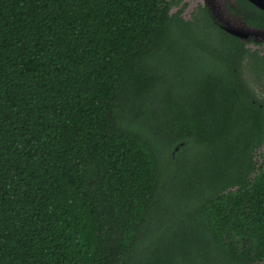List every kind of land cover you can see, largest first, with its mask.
Returning a JSON list of instances; mask_svg holds the SVG:
<instances>
[{
  "label": "trees",
  "instance_id": "trees-1",
  "mask_svg": "<svg viewBox=\"0 0 264 264\" xmlns=\"http://www.w3.org/2000/svg\"><path fill=\"white\" fill-rule=\"evenodd\" d=\"M186 7L0 0V264H264V56Z\"/></svg>",
  "mask_w": 264,
  "mask_h": 264
},
{
  "label": "flooded vegetation",
  "instance_id": "flooded-vegetation-1",
  "mask_svg": "<svg viewBox=\"0 0 264 264\" xmlns=\"http://www.w3.org/2000/svg\"><path fill=\"white\" fill-rule=\"evenodd\" d=\"M232 1H234V4L235 5H234V7L229 6V9L227 10V12H228L227 14L224 13L222 10L220 12H217V14L219 13L218 16L221 18L219 20L222 23H218L217 22L218 17L215 16L214 12L209 7V3H215V1L214 0H210V2L208 4L206 3V5H205V7H207V9L209 10V12L211 13L212 18L217 22V24L222 29L224 28V26H226L225 23H227V24H229L231 26H236L235 24H238L239 23L238 22V19H241L242 20L244 18V16H248L251 19H261V20L264 21V9L256 6L254 3H252L249 0H244V1H246L248 4H251V5L255 6L258 9V11H256V10L254 11V10L249 9V8H244L243 6L242 7H239V1L240 0H232ZM259 3L264 4V0H259ZM232 9L233 10H236L237 12L236 11L235 12L232 11ZM183 15H184V13H183ZM244 21H245L246 27H249L250 29L256 31V34L254 35V39H256V40H254V42H256L258 44V47L259 48L264 47L263 46L264 45V26L263 27H253V26H250V25L247 24L245 18H244ZM257 32H259V33H257ZM248 41H250V38H249ZM246 46H247V44H246ZM259 53H260V51H259ZM258 88L261 89L259 86H258ZM261 92H262V96H259V94H258L257 95L258 98L264 97V93H263L262 90H261Z\"/></svg>",
  "mask_w": 264,
  "mask_h": 264
},
{
  "label": "rangeland",
  "instance_id": "rangeland-1",
  "mask_svg": "<svg viewBox=\"0 0 264 264\" xmlns=\"http://www.w3.org/2000/svg\"><path fill=\"white\" fill-rule=\"evenodd\" d=\"M208 1V0H207ZM207 1L206 0H185V2H186V4H187V7H186V9H185V11H184V15H183V18L185 19V20H190L191 19V17L195 14V12H196V10H197V8L201 5V6H203V7H205V5H206V3H207ZM215 1V4H216V6H217V8L219 9H217L218 10V12H220L221 10L224 12V13H226L227 14V10L229 9V6H231V7H234V1H232V0H214ZM176 11V9H173V12H175ZM217 15V17H218V20L219 19H221L218 15H219V13L218 14H216ZM227 16V15H226ZM217 20V19H216ZM217 20V22L218 23H222V22H220V20L218 21ZM238 24H235L237 27H239V28H242V29H244V18L241 20V19H238ZM235 26V27H236ZM254 40H256V39H254V35L250 38V41H245V43L247 44V46H248V48L249 49H251V50H257V51H260V54L262 55V56H264V47H261V48H259L258 47V44L256 43V42H254ZM264 46V45H263ZM245 76L247 77V78H249V74L247 73V71H245ZM255 91H256V94L258 95L259 94V96H262V92H261V89H259L258 88V86H256L255 87ZM170 153H171V151L169 152L168 150H165V152L163 153V161H164V164H165V167H169L168 165H167V162L169 161V157H170ZM261 155V156H260ZM259 155V157H257V159H258V162L259 163H261L262 162V160H263V158H264V147H263V149L261 150V154ZM259 165V164H258Z\"/></svg>",
  "mask_w": 264,
  "mask_h": 264
},
{
  "label": "water",
  "instance_id": "water-1",
  "mask_svg": "<svg viewBox=\"0 0 264 264\" xmlns=\"http://www.w3.org/2000/svg\"><path fill=\"white\" fill-rule=\"evenodd\" d=\"M249 1H251L252 3H254L256 6L264 9V4L259 3V0H249ZM209 2H210V0L207 1V4ZM209 7L212 9V11L214 12L215 16L217 17L216 14H217V12H218L219 9L217 8L216 4L215 3H209ZM225 24H226V26H224L223 29L227 33H229V34H231V35L239 38L242 42L248 41L249 38H251L252 35H255L256 34V31L250 29L249 27H246L245 22L243 24L244 25V29L239 28V27H235V26H231V25H229L227 23H225ZM257 33H259V32H257Z\"/></svg>",
  "mask_w": 264,
  "mask_h": 264
}]
</instances>
